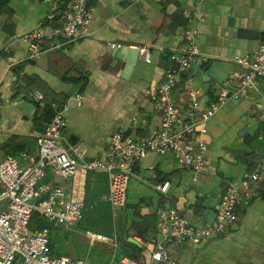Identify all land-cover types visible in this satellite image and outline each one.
Instances as JSON below:
<instances>
[{"label": "crops", "instance_id": "crops-1", "mask_svg": "<svg viewBox=\"0 0 264 264\" xmlns=\"http://www.w3.org/2000/svg\"><path fill=\"white\" fill-rule=\"evenodd\" d=\"M68 1L0 0V162L11 155L22 169L26 166V156L36 153L55 106L68 105L64 146L79 161L102 156L114 133L137 140L151 136L160 128L161 116L145 94L165 79L173 66L171 54L185 47L186 31L197 32L202 56L196 64L201 62L204 71L216 62L229 65V73L244 70L235 61H253L264 45V0H89L92 19L85 35L31 58L22 36L44 23L54 3ZM108 43L147 47L151 61L138 53L137 64L125 73L115 59L120 49ZM193 67L178 77L173 92L185 122L192 111L191 93L201 112L221 91L214 79L204 83ZM224 70L218 68L216 75ZM237 88L234 84L229 92ZM31 91L42 93L44 102L32 101ZM207 140V165L201 174L187 170L171 154H148L138 162L120 210L105 199L107 173L79 167L65 179L47 168L44 183L83 203L78 225L46 222L51 254L88 264L128 256L139 264H158L151 254L163 240L161 211L176 209L192 226H207L204 201L213 194L220 197L228 184L240 185L264 158V81L258 80L247 98L220 108L209 122ZM165 183L169 188L162 193ZM253 190L257 196L238 207L239 220L226 235L173 247L171 257L178 264H264V171Z\"/></svg>", "mask_w": 264, "mask_h": 264}, {"label": "built area", "instance_id": "built-area-1", "mask_svg": "<svg viewBox=\"0 0 264 264\" xmlns=\"http://www.w3.org/2000/svg\"><path fill=\"white\" fill-rule=\"evenodd\" d=\"M164 1V0H157ZM92 19L89 0H69L64 5L54 3L44 23L22 36L29 44L31 58L60 49L81 37L87 31ZM195 30L185 32V47L171 54L173 66L165 79L146 92L154 108L161 116V126L151 136L137 140L120 132L111 137L108 150L100 157L79 161L64 146V112L68 105L55 106L54 115L45 133L37 140V151L26 156V166L22 169L15 157L8 155L0 162V264H88L84 259L54 257L51 254L49 234L46 231H30L29 225L34 213L40 214L45 222L62 226H76L83 218V203L66 199L61 187L43 182L45 171L51 168L57 175L68 179L81 167L85 171L107 173L109 193L105 199L114 210L126 206L128 188L134 168L148 154H171L187 170L194 174L205 171L208 151V125L220 108L229 101L247 98L255 89L258 80L264 81V45L255 53L254 60L237 59L235 63L244 70L229 73L221 91L208 108L199 111L195 93L189 120L184 121L173 101L177 79L188 72L201 58L196 43ZM112 49L122 45L108 43ZM144 61L150 63L151 51L147 47L138 48ZM234 84L238 88L229 92ZM29 98L35 103L44 102V96L31 91ZM82 105V96H76ZM138 124L137 119L133 120ZM147 125V121H141ZM264 171V158L253 172L246 173L240 185H226L216 207V217L209 226H192L185 216L176 209L161 211L159 225L162 242L151 254V261L158 264H178L171 257V248L180 247L186 242L199 243L226 235L239 220L238 207L257 196L253 186ZM169 183L160 187L166 193ZM46 195L47 198H43ZM110 264H139L133 256L122 257Z\"/></svg>", "mask_w": 264, "mask_h": 264}, {"label": "water", "instance_id": "water-1", "mask_svg": "<svg viewBox=\"0 0 264 264\" xmlns=\"http://www.w3.org/2000/svg\"><path fill=\"white\" fill-rule=\"evenodd\" d=\"M138 49H129L122 48L118 50L115 54V59L118 63L121 64V69L124 70L125 73L130 72L133 67L138 62ZM229 65L222 63H212L209 68L204 71L202 69V63L195 64L193 69L199 74L204 83H209L211 79H214L215 82L222 86L228 78L229 75ZM218 68L225 69L221 74L216 75V70ZM220 197L218 194L211 195L210 199L204 201L203 206L207 209L204 214L205 222L207 226L211 225L216 217V213L214 208L216 204L219 202Z\"/></svg>", "mask_w": 264, "mask_h": 264}, {"label": "trees", "instance_id": "trees-1", "mask_svg": "<svg viewBox=\"0 0 264 264\" xmlns=\"http://www.w3.org/2000/svg\"><path fill=\"white\" fill-rule=\"evenodd\" d=\"M29 229H30V231H36V230L44 231L46 229V222L42 219L40 214L34 213L32 219H31L30 225H29ZM133 257H135V256H133Z\"/></svg>", "mask_w": 264, "mask_h": 264}, {"label": "rangeland", "instance_id": "rangeland-1", "mask_svg": "<svg viewBox=\"0 0 264 264\" xmlns=\"http://www.w3.org/2000/svg\"><path fill=\"white\" fill-rule=\"evenodd\" d=\"M0 189H1V187H0Z\"/></svg>", "mask_w": 264, "mask_h": 264}]
</instances>
